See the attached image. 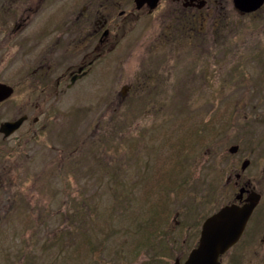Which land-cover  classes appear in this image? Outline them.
I'll list each match as a JSON object with an SVG mask.
<instances>
[{"label":"rangeland","instance_id":"obj_1","mask_svg":"<svg viewBox=\"0 0 264 264\" xmlns=\"http://www.w3.org/2000/svg\"><path fill=\"white\" fill-rule=\"evenodd\" d=\"M87 1L60 0L57 17L53 1L41 8L47 34L62 32L58 74L82 61L65 29ZM121 9L105 54L93 49L89 74L58 94L27 77L20 36L0 44V82L14 89L0 125L26 116L0 133V264H182L204 220L235 201L239 172L261 194L248 233L264 237L262 64L155 48L151 19Z\"/></svg>","mask_w":264,"mask_h":264},{"label":"flooded vegetation","instance_id":"obj_2","mask_svg":"<svg viewBox=\"0 0 264 264\" xmlns=\"http://www.w3.org/2000/svg\"><path fill=\"white\" fill-rule=\"evenodd\" d=\"M51 1L54 2L53 12L57 17L61 2ZM153 1L140 0L137 5L136 0H88L74 11L72 27L67 26L65 29L69 31V37L71 36L67 45L81 51L82 61L73 71H69L68 68L62 74L57 73L58 66L55 61L58 63L59 58L55 55L57 49L60 50L62 32L58 26L47 34L43 18L45 11L41 9L46 0H0V10H5L6 18H10L8 32L3 29L5 22H0L3 24L0 25V44L12 49L9 42L17 43L15 41L20 36L23 45L22 63L29 72L27 77L40 84L41 93L53 88L58 94L63 92L60 90L63 85L69 90L89 74L95 62V57L91 53L93 49L98 51L96 60L105 54L113 23L112 13L122 8L119 16L131 17L136 14L137 17L144 15L151 19L155 27L154 36L157 32V36L153 37L155 48L171 50L213 48L219 51L225 48L224 50L232 51L231 60L234 63H239L241 60L239 56L243 55L244 51L245 58L242 60L260 61L264 71V0H155L154 3ZM16 3L18 8L21 3V15L18 14L17 6L14 8L13 4ZM13 10L17 11L13 13ZM1 15L0 12V17ZM3 34H7L8 37L4 38ZM97 38L98 44L95 45L94 40ZM254 50L258 52L256 55L262 57H254ZM3 54L9 56V52ZM5 59H1L0 65ZM128 88L124 87L121 90L122 96ZM235 176L234 186L238 193L241 189L255 191L256 187L252 185V180H244L243 173H236ZM246 196L245 192L243 199ZM258 206L239 240L220 256V264H264V237L258 239L248 233L249 223ZM198 242L199 237L190 252L197 247Z\"/></svg>","mask_w":264,"mask_h":264},{"label":"water","instance_id":"obj_3","mask_svg":"<svg viewBox=\"0 0 264 264\" xmlns=\"http://www.w3.org/2000/svg\"><path fill=\"white\" fill-rule=\"evenodd\" d=\"M139 1L136 0L137 5ZM13 93V87L0 83V103L9 99ZM25 120L26 116H22L15 121L3 122L0 125V133L5 138L11 136ZM237 150L238 147L234 146L230 151L234 153ZM248 165L249 161H245L241 169L245 170ZM245 192L247 196L243 199ZM260 200V193L241 189L235 197V202L222 206L207 217L202 224L197 247L190 252L183 264H220V256L239 240ZM175 264H179V261Z\"/></svg>","mask_w":264,"mask_h":264}]
</instances>
